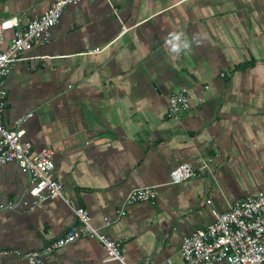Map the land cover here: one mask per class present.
Wrapping results in <instances>:
<instances>
[{
  "label": "crops",
  "instance_id": "crops-1",
  "mask_svg": "<svg viewBox=\"0 0 264 264\" xmlns=\"http://www.w3.org/2000/svg\"><path fill=\"white\" fill-rule=\"evenodd\" d=\"M52 1L0 0V22L25 23ZM181 27L190 39L202 33V43L174 56L165 37ZM13 33L3 32L1 51ZM95 48L103 50L89 53ZM26 56L45 57L16 62L5 78L4 122L13 128L33 113L22 140L34 152L52 149L64 198L122 242L128 264H182L184 236L264 191V0H78ZM183 89L190 109L172 118L168 98ZM204 163L194 178L168 183L176 166ZM147 186H158L154 203L124 206ZM28 187L16 164H0V204L28 198ZM66 201L0 210L8 251L0 264H28L10 250H40L65 234L76 223ZM105 258L99 242L83 238L43 264H113Z\"/></svg>",
  "mask_w": 264,
  "mask_h": 264
},
{
  "label": "built area",
  "instance_id": "built-area-1",
  "mask_svg": "<svg viewBox=\"0 0 264 264\" xmlns=\"http://www.w3.org/2000/svg\"><path fill=\"white\" fill-rule=\"evenodd\" d=\"M77 1L53 0L43 14L25 23H22L18 16L0 22V42L5 30L14 32L9 45L0 50V164L14 163L29 177L28 198L1 203L0 210L33 209L46 200L56 198L66 201L63 184L52 177L54 169L52 149L46 147L34 152L32 144L22 140L25 133L23 125L33 113L21 115L14 121L13 128L5 124L4 85L5 78L16 62L45 57H27L26 54L34 47L49 41L51 30L59 22L65 8ZM125 30L123 26L122 32ZM102 50L103 48H95L89 53H98ZM189 109L190 103L185 89L168 98V111L172 118H178ZM206 167L207 163L198 169H193L189 164L178 165L171 170L168 183L179 184L190 180ZM157 195L158 186L135 188L126 195L123 204L127 206L142 202L154 203ZM68 205L76 216V223L65 234L48 242L40 250L29 252L10 250L9 253L18 259L26 260L28 264H43L44 257L54 250L78 239L91 238L99 242L105 250L104 262L128 264L122 250V242L93 227L88 210L69 203ZM212 213L214 217L212 223L182 238L179 252L182 264H264V191L235 201L223 212ZM110 223L109 220H104L105 227ZM7 253V250L0 248V256ZM142 264L153 263L146 260ZM156 264L176 263L165 260Z\"/></svg>",
  "mask_w": 264,
  "mask_h": 264
},
{
  "label": "clouds",
  "instance_id": "clouds-1",
  "mask_svg": "<svg viewBox=\"0 0 264 264\" xmlns=\"http://www.w3.org/2000/svg\"><path fill=\"white\" fill-rule=\"evenodd\" d=\"M198 37H202V33H193L190 39L185 30L181 27L179 29L170 30L165 37V43L169 53L174 56H180L185 51L191 52L193 43H202V39Z\"/></svg>",
  "mask_w": 264,
  "mask_h": 264
}]
</instances>
